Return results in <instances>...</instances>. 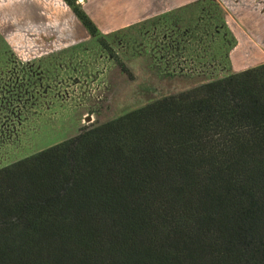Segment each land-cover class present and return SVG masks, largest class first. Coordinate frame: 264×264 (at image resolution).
<instances>
[{"label": "trees", "instance_id": "16d2710c", "mask_svg": "<svg viewBox=\"0 0 264 264\" xmlns=\"http://www.w3.org/2000/svg\"><path fill=\"white\" fill-rule=\"evenodd\" d=\"M0 264H264V62L1 167Z\"/></svg>", "mask_w": 264, "mask_h": 264}, {"label": "rangeland", "instance_id": "374dc122", "mask_svg": "<svg viewBox=\"0 0 264 264\" xmlns=\"http://www.w3.org/2000/svg\"><path fill=\"white\" fill-rule=\"evenodd\" d=\"M137 1L150 8H134ZM190 1L204 0H77L106 36L105 50L64 0H0V168L233 70L238 40L227 9L205 0L206 9L160 14ZM248 7L235 8V16ZM239 51L241 68L264 62L263 51Z\"/></svg>", "mask_w": 264, "mask_h": 264}, {"label": "crops", "instance_id": "0c3cea01", "mask_svg": "<svg viewBox=\"0 0 264 264\" xmlns=\"http://www.w3.org/2000/svg\"><path fill=\"white\" fill-rule=\"evenodd\" d=\"M247 1L249 0L218 1L222 7L227 9L226 21L238 40V44L236 45L235 50H233L230 54V57H232V67L234 68L233 71H242L244 69H247L244 67L241 68L242 64L245 62H241L240 60L236 59L235 55H237V51L240 50L241 52L239 51L238 54L241 53L242 55H244V57H251L252 55L261 54L262 51L264 52V47L257 43L261 40V42L264 44V16L262 15L264 13V6H262V9L259 11L256 6H254V8L250 6L248 7ZM257 1L262 2V4H264V0ZM192 3L194 2L190 1L171 6L166 5L167 7H160V14H163L165 12H172L176 9H179ZM136 4L137 5H133V7L141 9L143 11H145L146 8H150L149 6H145L144 2H142L141 4L140 1H137ZM238 7H248V9L243 14H238V17H236L235 8Z\"/></svg>", "mask_w": 264, "mask_h": 264}]
</instances>
